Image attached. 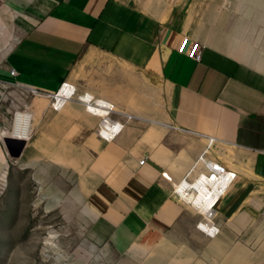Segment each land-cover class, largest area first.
Returning <instances> with one entry per match:
<instances>
[{"label": "crops", "instance_id": "0c3cea01", "mask_svg": "<svg viewBox=\"0 0 264 264\" xmlns=\"http://www.w3.org/2000/svg\"><path fill=\"white\" fill-rule=\"evenodd\" d=\"M188 1L0 0V186L12 168L46 182L55 166L83 173L78 218L93 247H78L80 260L264 263V72L231 26L229 2ZM183 38L199 43V62L177 52ZM64 82L110 104L117 121L131 119L105 141L76 98L56 112L27 92ZM14 112L30 116L31 141L10 137ZM7 138L24 145L8 151ZM208 138L211 157L236 173L213 239L172 194Z\"/></svg>", "mask_w": 264, "mask_h": 264}, {"label": "rangeland", "instance_id": "374dc122", "mask_svg": "<svg viewBox=\"0 0 264 264\" xmlns=\"http://www.w3.org/2000/svg\"><path fill=\"white\" fill-rule=\"evenodd\" d=\"M9 1L5 0L6 4ZM175 1L166 0L167 4ZM218 1L229 2L230 24L246 34L243 43L255 52V63L264 72V39L256 38L259 33L264 36V24H258V13L264 16V0ZM33 174L34 170L28 168L9 169L5 187L0 186V264H93L92 260H80L77 254L78 247L89 252L92 246L78 218L83 173L55 166L48 182L46 175L40 174L37 179ZM9 177L13 183L8 185ZM6 192L18 200L4 205ZM54 199L59 201L55 203ZM92 255H99L98 251Z\"/></svg>", "mask_w": 264, "mask_h": 264}, {"label": "built area", "instance_id": "2783aa9c", "mask_svg": "<svg viewBox=\"0 0 264 264\" xmlns=\"http://www.w3.org/2000/svg\"><path fill=\"white\" fill-rule=\"evenodd\" d=\"M188 41V38H183L177 48V52L181 55H185L194 62H199L201 60V47L199 46V43H188ZM10 74L14 76L15 71L10 70ZM27 92L31 96H45L48 98L50 101V108L56 112L61 111L69 101L76 98L87 112L99 119L97 134L105 141H112L115 139L123 129L125 123L131 119L130 116H124V123L117 121L112 117L115 114V111L110 104L94 98L93 95L88 93L78 94L76 87L68 82L62 83L57 91L52 94L41 93L34 89H29ZM22 116H27V113L14 112L10 133L14 131V121ZM4 131H6V129H4ZM29 140L30 135L26 141ZM214 142L215 140L213 138L207 139L205 148L201 151L191 169L180 182L173 184L172 191L173 196L180 203L189 206L199 215L196 229L209 239L216 237L220 230L216 221V204L218 205L225 197L229 190V186L232 185L236 178L235 172L225 168L222 164L211 157V148ZM140 164H143V161H141ZM163 177L170 181L166 174H163ZM195 186H198L199 189L203 188L202 193L204 196L200 198L199 204H203V207L209 205L210 207L206 210L200 209V206H195L194 201H192L190 195L191 192L194 191L199 194V191H197L198 189H196ZM197 197H199V195H197Z\"/></svg>", "mask_w": 264, "mask_h": 264}, {"label": "bare ground", "instance_id": "6f19581e", "mask_svg": "<svg viewBox=\"0 0 264 264\" xmlns=\"http://www.w3.org/2000/svg\"><path fill=\"white\" fill-rule=\"evenodd\" d=\"M29 123H30V116L27 114V116H22V117H19L18 119H16L13 123V129L14 131L10 134V137L12 138H18L20 140H23V141H26L28 140V130H29ZM18 133V134H17ZM234 182V181H233ZM233 184V183H232ZM231 186H229V189H230ZM196 189H198L197 191H199V194L195 193L194 191L191 192V197H192V201H194L195 203V206L199 207L200 206V209H204L206 210L207 208H209L210 206L209 205H206L203 207V204H199L200 202V198L203 195L202 191H203V188H200L198 186H195ZM197 195H199V197H197ZM206 196V194H205ZM205 198V197H204ZM218 203V202H217ZM220 203V202H219ZM211 205V204H210ZM219 205V204H218ZM216 204V206H218ZM189 207V206H188ZM203 207V208H202ZM196 213V212H195ZM197 214V213H196ZM218 235V234H217ZM215 238V237H214Z\"/></svg>", "mask_w": 264, "mask_h": 264}, {"label": "water", "instance_id": "95a60500", "mask_svg": "<svg viewBox=\"0 0 264 264\" xmlns=\"http://www.w3.org/2000/svg\"><path fill=\"white\" fill-rule=\"evenodd\" d=\"M4 143H5V146H6V148H7L8 151H10V148H11V146H12L13 144H19L20 147H22V146L24 145L23 142H18V141H16V140L9 139V138H7L6 140H4Z\"/></svg>", "mask_w": 264, "mask_h": 264}]
</instances>
